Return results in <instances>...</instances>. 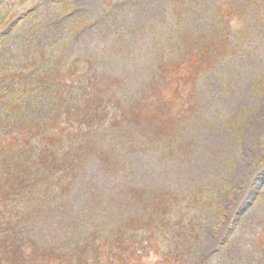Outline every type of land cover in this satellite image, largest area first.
<instances>
[{"label": "rangeland", "instance_id": "374dc122", "mask_svg": "<svg viewBox=\"0 0 264 264\" xmlns=\"http://www.w3.org/2000/svg\"><path fill=\"white\" fill-rule=\"evenodd\" d=\"M220 5L229 18L216 15ZM211 35L226 36L227 54L198 75L195 108L172 136L114 124L106 98L99 118L85 112L73 122L78 131L56 148V170L28 166L35 186L23 172L0 242L9 232L65 251L113 236L149 217L145 202L128 201L129 189H143L182 200L158 218L147 262L264 264V0H0V121L40 124L60 108L58 94L63 109L78 112L93 72L117 79L108 97L128 106L159 80L161 64L181 61L190 41ZM69 63L89 74L58 91L47 76Z\"/></svg>", "mask_w": 264, "mask_h": 264}, {"label": "trees", "instance_id": "16d2710c", "mask_svg": "<svg viewBox=\"0 0 264 264\" xmlns=\"http://www.w3.org/2000/svg\"><path fill=\"white\" fill-rule=\"evenodd\" d=\"M216 15L226 18L231 16L225 5L216 8ZM225 37L218 39L214 35L199 36L194 41L198 44H191L190 41L184 58L179 62L161 64L159 80L149 85L142 98L128 106L117 102L114 95L108 97L111 85L117 84L118 80L95 72L87 77L86 85L82 88L83 102L78 108L79 111L73 114L71 110L63 109V94H58L56 99L60 101L57 104L60 108L50 119L37 125H25L23 120L19 121V116L18 119L12 116L17 110L14 97L12 117L7 122L0 121V124L7 126L3 134L0 133V223L8 212L17 209V206H10V203L18 198V193L27 182L21 176L23 172L27 170L33 186L38 181L39 175L28 173L27 167L33 165V168H38L37 171L47 174L56 170L59 164L56 148L78 131L69 129L73 122L85 112V119L99 118L98 106L106 98L109 103H115L110 104L116 111L114 124L125 122L157 137L172 136L179 122L195 108L193 93L198 75L209 70L218 58L227 54ZM85 64L90 69V64ZM52 69L53 74L50 73L47 78H54L58 91L63 89L61 84L69 83L72 86L89 74L86 72L83 76L77 75L75 65L71 63L65 70L59 64ZM24 90L27 92V89ZM14 92L17 95L18 92ZM25 92L21 91L22 94ZM5 97L4 94L0 95V99ZM31 155L35 159L33 162L30 161ZM128 195V201L134 205L145 202L150 210L149 217L130 219L122 223L113 236L103 239L90 237L73 250L65 251L48 246L41 247L30 237L7 232L0 242V264H151L147 262L151 255L149 248L156 247V234L161 231L162 221L158 223V218L163 219L160 216H166L182 200L169 192H153L148 197V191L143 189H129ZM197 199L194 195L189 201L196 203ZM194 232V226H191L188 233ZM137 233H142L144 238L137 241Z\"/></svg>", "mask_w": 264, "mask_h": 264}]
</instances>
